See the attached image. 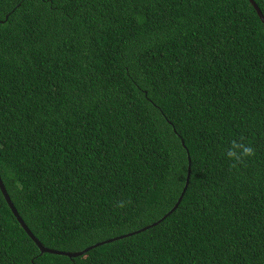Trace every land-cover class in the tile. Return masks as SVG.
<instances>
[{
    "label": "trees",
    "instance_id": "trees-1",
    "mask_svg": "<svg viewBox=\"0 0 264 264\" xmlns=\"http://www.w3.org/2000/svg\"><path fill=\"white\" fill-rule=\"evenodd\" d=\"M0 177L51 250L163 219L41 254L0 190V264H264L257 11L0 0Z\"/></svg>",
    "mask_w": 264,
    "mask_h": 264
},
{
    "label": "water",
    "instance_id": "water-1",
    "mask_svg": "<svg viewBox=\"0 0 264 264\" xmlns=\"http://www.w3.org/2000/svg\"><path fill=\"white\" fill-rule=\"evenodd\" d=\"M252 6L255 8V10L257 11L258 15L260 16L263 24H264V16L262 14V12L260 11V9L258 8L257 4L255 3L254 0H248ZM183 146H184V143H183ZM189 156V154H188ZM191 163L190 161V158H189V164ZM189 173H188V176H187V180H186V184H185V187L182 191V194L177 202V204L174 206V208L163 218L165 219L166 217H168L172 212H174L178 206L180 205L187 189H188V186H189V182H190V167H189ZM0 190L9 206V208L11 209L13 215L16 217L17 221L19 222V224L21 225V227L23 228V230L28 234V236L33 240V242L38 246V248L40 249L41 251V254H46V253H50V254H55V255H61V256H66V257H69V258H77V257H80L84 254H86L88 251L94 249V248H97V247H100V246H103L105 244H108V243H112L114 241H117V240H120V239H123V238H126V237H129V236H133L139 232H142V231H145L147 229H149L150 227L154 226V225H157V223L161 222L163 219L159 220V222H157L156 224L152 225V226H148L140 231H137V232H134V233H130V234H127V235H124L122 237H118V238H115V239H112V240H109V241H104V242H101V243H98L82 252H78V253H67V252H60V251H55V250H51L49 248H46L44 247V245L32 234V232L29 230L28 226L25 224V222L23 221V219L21 218V216L19 215L17 209L15 208L13 202L11 201L10 199V196L8 195L7 191H6V188L2 182V179L0 177Z\"/></svg>",
    "mask_w": 264,
    "mask_h": 264
},
{
    "label": "snow or ice",
    "instance_id": "snow-or-ice-1",
    "mask_svg": "<svg viewBox=\"0 0 264 264\" xmlns=\"http://www.w3.org/2000/svg\"><path fill=\"white\" fill-rule=\"evenodd\" d=\"M42 3L52 4L53 0H41Z\"/></svg>",
    "mask_w": 264,
    "mask_h": 264
},
{
    "label": "clouds",
    "instance_id": "clouds-1",
    "mask_svg": "<svg viewBox=\"0 0 264 264\" xmlns=\"http://www.w3.org/2000/svg\"><path fill=\"white\" fill-rule=\"evenodd\" d=\"M250 151V150H249Z\"/></svg>",
    "mask_w": 264,
    "mask_h": 264
}]
</instances>
